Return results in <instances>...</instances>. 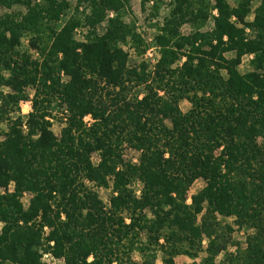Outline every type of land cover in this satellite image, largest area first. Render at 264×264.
<instances>
[{
	"label": "trees",
	"instance_id": "trees-1",
	"mask_svg": "<svg viewBox=\"0 0 264 264\" xmlns=\"http://www.w3.org/2000/svg\"><path fill=\"white\" fill-rule=\"evenodd\" d=\"M254 1L172 0L153 64L124 20L129 0H78L73 14L67 0H0L26 9L0 20V264H46L47 253L65 264H157L159 252L163 264H199L201 252L200 264H264V0L249 22ZM129 149L138 165L124 160ZM197 180L205 186L188 205ZM88 184L112 185L109 208ZM218 215L235 219L245 243Z\"/></svg>",
	"mask_w": 264,
	"mask_h": 264
},
{
	"label": "rangeland",
	"instance_id": "rangeland-1",
	"mask_svg": "<svg viewBox=\"0 0 264 264\" xmlns=\"http://www.w3.org/2000/svg\"><path fill=\"white\" fill-rule=\"evenodd\" d=\"M67 1L70 4V9L72 11V14L75 13L76 8L79 4L78 0H67ZM229 1H230L231 5L235 7L239 0H229ZM171 2H172V0H161L158 2L156 0H129L130 7L127 11V14L124 17V20L126 22H128V23L132 22L135 25L137 32L142 36V38L149 45V49L146 52L145 58L149 62H152L153 64L156 63L161 57L160 56V49L156 48V46L153 44L154 37L159 32V28H160V25L163 24L164 17L170 11ZM261 2H262V0H255L254 2H252L251 13L247 17V21L251 22L255 19V16H256L255 11L261 5ZM21 13L22 14L26 13V9L24 7L12 6L11 8H9V7L0 5V20L5 15H9V14L19 15ZM90 13H91L90 5L88 3H82L79 7V14H80L81 18L85 19L87 16L90 15ZM212 15L217 16L218 15L217 10H213ZM111 17H113V14L109 13L107 16V19H109ZM105 27H106V22H102L98 25V28L100 31H102V29ZM213 28H214L213 19L210 18L207 26L205 27V31H210ZM181 33L183 35L188 36L192 33V29L190 26L185 25L182 28ZM83 35H84V33L81 31H78L76 33V37L78 40H82ZM26 43L27 42H25V44ZM225 57H229V58L233 57V54H226ZM250 60H251V56L244 57L242 59L241 65L238 68L240 73L245 74V73H248L251 71V67L249 64ZM130 61L132 62L131 65L135 64L134 57L133 58L131 57ZM184 62H185V59H183L180 62V64H182ZM222 75L225 78L227 77L226 72H222ZM190 108H191V105L188 101H182L180 103V109L184 113H187L190 110ZM31 109H32L31 101L24 102L21 104V111L24 115H27L28 113H30ZM91 122H92V119L90 116L85 118V123L89 124ZM53 130L57 135L60 134V127L57 124L54 126ZM139 158H140V154L135 150L129 149L125 152L124 160L126 162H130V163L138 165L139 164ZM97 160H98V157L96 155H94V161L97 162ZM88 185L90 187H92L93 190H95L98 193L100 200L102 201L104 206L106 208H109L110 199L113 197L112 185H110V188H96L92 184L91 185L88 184ZM204 186H205V182L203 180H197L194 182V184L191 186V188L188 192L187 201H186V203L188 205H190L192 203V197L194 195H196L197 193H199L204 188ZM13 187H14V185L12 184V186L9 188V190H12ZM132 189L134 190V194L136 195V197H139L141 194V190H142V184L138 182L132 186ZM4 193H5V191L3 189H0V194H4ZM30 197H31L30 194L26 193V194H24V196L21 199L25 208H27L29 205ZM148 215H149L148 218L151 219L152 215L150 212H148ZM62 219L66 220L64 214H63ZM218 220L223 224H228V225H231L233 227V229L235 230L233 232V235H232L234 241L240 242L242 244L245 243L246 236L244 235V233L242 231L239 230L238 226L235 225V223H234L235 219L234 218H225L221 215H218ZM130 221H131L130 218H126L125 222L127 224H129ZM0 230H1V226H0ZM161 243H163V240L161 241ZM206 247H207V240L205 239L203 241V248L206 249ZM229 250H230V252H233V251H235V248L231 246L229 248ZM205 255L206 254L204 252H201L199 254L198 259L196 260L197 263L200 264L201 260L203 259V257H205ZM132 257L137 262L142 261V256L138 252H135L132 255ZM162 257H163L162 253L159 252L158 256H157V264H163ZM222 259H223V257L220 256L218 258V261H221ZM89 260L91 261L92 258H90ZM43 261L46 264H65L64 260L55 259L49 253H47L43 256ZM192 261L193 260L191 258H189L188 256H185V255L178 256L175 259L176 264H190V263H192Z\"/></svg>",
	"mask_w": 264,
	"mask_h": 264
}]
</instances>
